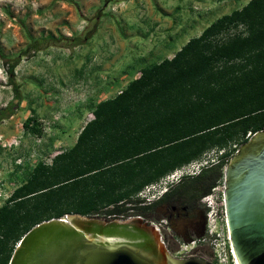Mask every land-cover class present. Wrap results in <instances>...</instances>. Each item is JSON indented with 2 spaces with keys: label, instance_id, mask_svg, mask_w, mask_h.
I'll return each instance as SVG.
<instances>
[{
  "label": "trees",
  "instance_id": "obj_1",
  "mask_svg": "<svg viewBox=\"0 0 264 264\" xmlns=\"http://www.w3.org/2000/svg\"><path fill=\"white\" fill-rule=\"evenodd\" d=\"M17 64H8L11 78ZM13 89L15 101L0 119L23 100L20 85ZM93 114L72 147L50 164L37 163L0 206V264H9L23 235L45 219L130 216L128 204L145 186L210 149L226 152L177 189L205 185L207 194L223 181L233 153L249 133L264 129V0L218 17L172 58L145 66L118 94L98 102ZM25 127L41 131L35 116Z\"/></svg>",
  "mask_w": 264,
  "mask_h": 264
},
{
  "label": "rangeland",
  "instance_id": "obj_2",
  "mask_svg": "<svg viewBox=\"0 0 264 264\" xmlns=\"http://www.w3.org/2000/svg\"><path fill=\"white\" fill-rule=\"evenodd\" d=\"M248 1L0 0V110L15 101L13 83L20 85L23 98L10 116L0 119V206L37 163H52L76 143L93 119L94 106L123 89L129 72L157 62ZM142 7L151 14H140ZM74 39L82 43L74 45ZM16 60L11 78L8 64ZM31 116L40 133L25 127ZM225 152L213 148L191 163H217ZM171 179L176 182V176ZM200 251L209 260L210 251Z\"/></svg>",
  "mask_w": 264,
  "mask_h": 264
},
{
  "label": "water",
  "instance_id": "obj_3",
  "mask_svg": "<svg viewBox=\"0 0 264 264\" xmlns=\"http://www.w3.org/2000/svg\"><path fill=\"white\" fill-rule=\"evenodd\" d=\"M230 242L238 264H264V129L254 132L223 170ZM9 264H214L174 255L160 228L142 216L68 213L34 225Z\"/></svg>",
  "mask_w": 264,
  "mask_h": 264
},
{
  "label": "flooded vegetation",
  "instance_id": "obj_4",
  "mask_svg": "<svg viewBox=\"0 0 264 264\" xmlns=\"http://www.w3.org/2000/svg\"><path fill=\"white\" fill-rule=\"evenodd\" d=\"M213 164L215 163L204 166V168ZM198 174L184 175L179 181L170 183L163 192L160 190L153 191L147 196L138 198L145 186L128 204L131 206V216L139 215L151 223H158L163 240L176 256L181 252L184 242L197 239L207 232L208 206L204 197L211 193L213 187L207 194H203L205 185L198 189L194 188L191 192L177 189V187H183L181 183L184 179L188 177L197 178ZM204 248L198 246L193 251L194 256L202 257L199 253Z\"/></svg>",
  "mask_w": 264,
  "mask_h": 264
},
{
  "label": "built area",
  "instance_id": "obj_5",
  "mask_svg": "<svg viewBox=\"0 0 264 264\" xmlns=\"http://www.w3.org/2000/svg\"><path fill=\"white\" fill-rule=\"evenodd\" d=\"M250 136L251 133L248 134V137ZM18 143L19 142L15 144ZM235 146L236 145H234V147ZM206 163L207 162H194L190 163L188 166H183L177 169L171 175H167L166 177L162 178L159 182L157 181L147 185L141 194H145L143 196H147L153 191L160 190V192H163L170 185L169 182H173L171 179L172 177L175 178L176 176V181H179L184 175L197 174L206 165ZM11 194L5 196L4 198L8 199ZM0 197H3L2 191H0ZM204 201L208 206L207 232L205 235L197 239H194L190 242H184L182 245V250L179 253L180 256H194L193 251L198 246H203L210 251L209 261L213 262L214 264H238L230 242L227 228L223 181H219L212 188L211 193L204 197ZM128 217H131V215ZM156 225L159 226L158 223Z\"/></svg>",
  "mask_w": 264,
  "mask_h": 264
},
{
  "label": "crops",
  "instance_id": "obj_6",
  "mask_svg": "<svg viewBox=\"0 0 264 264\" xmlns=\"http://www.w3.org/2000/svg\"><path fill=\"white\" fill-rule=\"evenodd\" d=\"M130 1V3L131 2H133V0H129ZM139 10H141L139 13L141 14H145L146 12H148L149 14H151V10H150V8L149 7H142L141 9H139ZM128 11V10H127ZM127 11H126V13H127ZM170 28H172V27H170ZM206 28V27H205ZM205 28H203L202 30H201V32L200 33H202V31L205 29ZM176 29H178L180 32L182 31V29H180V27H178V28H176ZM175 31H177V30H175ZM199 36V35H198ZM188 42V41H187ZM186 42V43H187ZM123 47H124V45H123ZM182 47V46H181ZM181 47H179V48H177L176 50H170V51H168L167 53H166V50H163V49H161L160 51H159V54H164L165 55V53H166V55L164 56V57H162L160 60H157V62H160V61H162V60H164V59H166V58H172L174 55H175V53L179 50V49H181ZM150 54H151V52H150ZM157 54H158V51H157ZM158 54V55H159ZM148 59H150V57L148 56ZM115 60H116V58L114 57V61H112V63H111V65L112 64H115ZM145 66H142L141 68H139L136 72H135V70L133 71V72H129L130 73V75L131 76H127V77H130V81L131 80H133V79H135V78H137V77H139L140 76V74H141V70L144 68ZM110 70L112 71V72H114L115 71V67L114 66H110ZM124 70H127V71H130V69L128 70V68H124ZM122 72H124L125 73V71H122ZM113 77H114V75H113ZM126 76L125 77H123V78H127ZM129 83V82H128ZM128 83L124 86V88L128 85ZM123 88V89H124ZM110 89H111V92H113V89H114V84L112 83L111 85H110ZM123 89H121V90H123ZM121 90H119V91H117L115 94H114V96L116 95V94H118ZM100 102V101H99ZM87 123V122H86ZM85 126V125H84ZM83 126V127H84ZM83 127H82V129H83ZM81 129V130H82ZM81 130L79 131V132H81ZM76 141H77V139H76Z\"/></svg>",
  "mask_w": 264,
  "mask_h": 264
}]
</instances>
